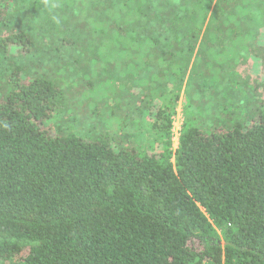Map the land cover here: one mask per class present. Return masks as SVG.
<instances>
[{
  "label": "trees",
  "instance_id": "16d2710c",
  "mask_svg": "<svg viewBox=\"0 0 264 264\" xmlns=\"http://www.w3.org/2000/svg\"><path fill=\"white\" fill-rule=\"evenodd\" d=\"M213 1L95 0L94 8L117 13L91 22L92 32L108 39L98 56L113 59L115 46L135 55V69L151 64L156 79L149 83L162 74L181 83L190 70L186 94L191 84L207 88L208 78L233 62L224 51L229 44L240 57L247 37L264 24V6L247 18L252 0H239L226 18ZM33 6L44 8L40 0ZM7 7L0 0L2 24ZM247 20L248 32L240 23ZM12 45L25 56L32 36L23 29L3 34L1 55ZM8 66L0 82V264H264V108L247 118L245 79L235 89L246 101L222 107L228 121L220 114L207 130L185 120L176 148L171 112L159 111L163 123L152 127L162 149L146 154L134 144L53 133L59 87L24 76L11 58Z\"/></svg>",
  "mask_w": 264,
  "mask_h": 264
},
{
  "label": "rangeland",
  "instance_id": "374dc122",
  "mask_svg": "<svg viewBox=\"0 0 264 264\" xmlns=\"http://www.w3.org/2000/svg\"><path fill=\"white\" fill-rule=\"evenodd\" d=\"M40 1L44 8L36 9L33 0H7L9 19L0 23V37L14 29H23L32 36V47L25 56H16L14 45L10 47L9 55L0 53V82L9 72L10 58L21 67L24 76H43L52 80L61 90L60 102L49 119L53 133L101 137L113 146L134 144L140 152L151 154L162 149L158 131L152 127L154 122L163 123L158 117L159 111L167 109L171 112L172 143L176 148L185 120L210 130L220 114L219 119L227 120L222 109L225 103L246 101L240 88L235 89L244 79L247 81V118L253 114L251 109L254 107L264 108V24L256 29L251 27L256 34L247 37V51L240 47V57H235L234 50L231 52L234 46L230 43L224 50L229 53L228 62L233 61L229 68L216 74L217 78L210 76L207 88L197 90V86L191 84L187 95L190 70L181 83L168 80L164 74L160 80L149 83L150 77L156 79L155 70L149 69L151 64H144L142 72L135 69L134 64L139 60L134 54L114 46L111 50L113 59L98 56L100 48L105 52L109 47L108 39L98 32L93 33L91 22L97 24L112 14L115 16L116 10L107 14L106 8H94L92 2L95 0ZM215 3L218 12L226 18L236 12L240 1L214 0L212 8ZM262 6L264 0H252L247 8V18L254 8L261 9ZM67 13L70 14L69 24ZM248 22H240L247 32L250 29ZM61 37H68L74 44L63 43ZM200 41L198 38L191 62L196 60L194 57L201 49ZM150 53L145 54L144 63L150 60ZM244 54H247L246 60H242ZM200 66L205 70L202 62ZM233 79L240 80L235 82ZM155 86L158 89L154 94ZM169 100H173V105L167 103Z\"/></svg>",
  "mask_w": 264,
  "mask_h": 264
}]
</instances>
